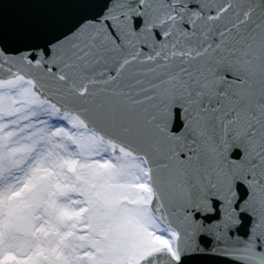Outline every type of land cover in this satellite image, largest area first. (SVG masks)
I'll return each instance as SVG.
<instances>
[{"label":"water","instance_id":"1","mask_svg":"<svg viewBox=\"0 0 264 264\" xmlns=\"http://www.w3.org/2000/svg\"><path fill=\"white\" fill-rule=\"evenodd\" d=\"M143 2L110 24L106 0H0V87L28 81L116 155L143 157L179 256L135 264H199L185 253L236 228L264 185V0Z\"/></svg>","mask_w":264,"mask_h":264},{"label":"rangeland","instance_id":"2","mask_svg":"<svg viewBox=\"0 0 264 264\" xmlns=\"http://www.w3.org/2000/svg\"><path fill=\"white\" fill-rule=\"evenodd\" d=\"M148 193L134 160L113 159L74 118L34 101L28 85L0 92V264H129L140 249L171 245ZM77 210L79 222H67Z\"/></svg>","mask_w":264,"mask_h":264},{"label":"snow or ice","instance_id":"3","mask_svg":"<svg viewBox=\"0 0 264 264\" xmlns=\"http://www.w3.org/2000/svg\"><path fill=\"white\" fill-rule=\"evenodd\" d=\"M140 8H146L143 0H135ZM87 8L88 4L81 5ZM124 0H106V3L98 13L106 23L114 24L115 18L122 15ZM75 24L68 28L73 31ZM47 47H52L47 44ZM39 48L36 51L43 52ZM252 202L250 210H242L240 223L236 228H228L227 234H218L211 238L210 246L198 245L196 249L185 255L199 256L202 259L199 264H264V185L250 192L246 198ZM211 223V222H210ZM206 235L200 233L198 239Z\"/></svg>","mask_w":264,"mask_h":264},{"label":"bare ground","instance_id":"4","mask_svg":"<svg viewBox=\"0 0 264 264\" xmlns=\"http://www.w3.org/2000/svg\"><path fill=\"white\" fill-rule=\"evenodd\" d=\"M134 160V163L137 165V166H139L140 167V172H142V170H143V162H142V160L141 159H138V158H135V159H133ZM141 174V176H142V173H140Z\"/></svg>","mask_w":264,"mask_h":264}]
</instances>
